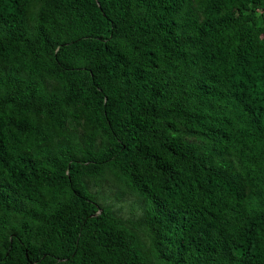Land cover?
<instances>
[{
	"label": "trees",
	"instance_id": "trees-1",
	"mask_svg": "<svg viewBox=\"0 0 264 264\" xmlns=\"http://www.w3.org/2000/svg\"><path fill=\"white\" fill-rule=\"evenodd\" d=\"M0 264H264V0H0Z\"/></svg>",
	"mask_w": 264,
	"mask_h": 264
}]
</instances>
